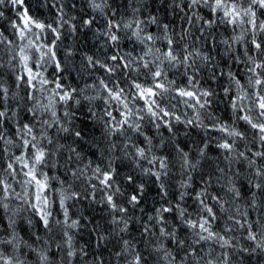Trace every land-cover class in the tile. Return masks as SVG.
<instances>
[{"label":"snow or ice","instance_id":"obj_1","mask_svg":"<svg viewBox=\"0 0 264 264\" xmlns=\"http://www.w3.org/2000/svg\"><path fill=\"white\" fill-rule=\"evenodd\" d=\"M114 2L115 0H113ZM132 2L133 0H127V5L130 6ZM137 2H140V0H137ZM159 2L161 5H165V8L172 5L179 6L177 0H159ZM4 3L5 0H0V4ZM11 3L13 5L22 4L23 0H11ZM87 3L93 11L99 12L101 15H104L105 9H111L109 0H87ZM153 3H156V0H153ZM200 5L209 8L210 12L216 16L215 20L204 21L208 29H212L214 25L217 27L219 25H231L233 31L237 27L242 28L240 35L234 36L231 40L220 41L226 46V55L238 50L234 49L235 44H243V59L241 60V56L233 57L237 64L236 71L229 69L224 72L218 64H214V57L210 51L202 53L195 46L189 48L186 41L190 36V30L183 31L177 39L168 34L169 24H162L157 16L149 15L146 21L135 18V14L141 10L139 8H133L134 18L128 21H125L123 16L119 19L105 16L103 28L97 29L93 33L97 39L103 40L104 47L119 49L122 39L132 40L135 38L140 44L146 46V51L143 56L131 59L126 58V56L131 55L130 53L122 56L118 52L111 57L105 56L104 61L98 58L94 59L95 53L85 57L88 66H99L108 77L107 80H99L100 93L101 95L103 94V108L101 112L95 113V115L97 116V121L105 129L106 135L114 138L113 145L109 147V151H111L112 147L120 145L121 137L131 142L132 137L127 135V133H137L140 137H143L142 143L146 147L138 144L132 145L130 148L129 144L125 143L118 150L129 148L130 151H134L136 157L144 160L151 151L150 147H148L150 137L141 131L145 119H149V122L156 129H160L163 124L170 130L172 121L183 122L187 126L205 128L201 120V111H203L207 119L214 121L212 122V128L221 133L220 138H222L223 142L217 141L216 147L223 150L227 161L243 159L247 161L249 169L255 168V171L248 176L250 191L255 189L261 197H264V163L257 166V161L252 159V156H255L264 161V151L253 153L251 148L248 147L249 143H251L252 147H256L259 144L261 148H264V19H261V17H264V0H213L211 5H209L208 0H188L185 7L194 10ZM60 12L63 13L62 8ZM2 15L3 13L0 12V16ZM18 15L22 21V27L13 24V28L17 30L21 41H27L28 47L18 46V53L12 56V60H18V64L23 70L22 75L16 76L14 83L18 88L23 87L26 96L25 104L33 100L36 102L31 106L21 107V113H31L28 121L23 122V116L13 111L11 105L5 103L8 100L9 89L0 87V198L9 197L14 192L12 184L8 182V177H23L17 183L26 186L28 190H32V203L30 206L33 208L34 213L39 215L43 228L47 229L53 223L51 216L54 215L46 211L49 204L48 191L50 187L52 188L51 181L58 179V177L50 175L49 171H45V169L51 170L48 160L54 154L50 147L52 140L48 129L54 127L59 121L41 120L38 117L41 111L56 117L58 112L53 111V108L57 105L63 108L67 104L71 108L74 104L81 105V101L76 95V89L65 86L61 82L62 77L49 79L45 76L44 69L46 65L53 63L57 72L62 71L61 63L56 60V53L53 51L54 47H58L57 41L61 40V28L67 26L69 34L78 31L79 27H86L91 31L96 18L91 17L90 19L82 20V24L74 25L72 24V21L76 19L74 16L65 19L66 14H61L52 23L46 24L34 20L28 15L27 11ZM116 15L117 11L112 9V16L115 17ZM192 16L196 20L204 19L195 11H193ZM186 19L191 23L192 17H186ZM148 25H155L162 34L153 36L151 33L146 32L145 28ZM33 27L39 29V32H33ZM200 31H203V29L201 28ZM45 32H48L53 37L50 43L47 44L41 42L42 38L47 39L44 36ZM121 32H123V35L120 34ZM209 35H212V33L210 32ZM157 40L166 41L165 50L154 48ZM12 43L3 33H0V46H3L0 47V51L6 48L7 51L11 52V48L6 47V45L8 46ZM147 56H152V59L146 60L145 57ZM137 59L139 62H137ZM109 60L112 63L105 62ZM30 62L32 64L31 67L29 66ZM134 64L135 67H133ZM161 64H163V68ZM181 68L183 71L180 72V75L186 78L185 87H177L174 80L168 79V71L170 69L179 70ZM2 69L3 65L0 64V85L3 84L2 77L4 73ZM141 70L143 71L141 72ZM204 70L208 71L207 78L199 76V73ZM218 70L219 75L227 79L228 83L227 86H223V92L229 98L236 123H222L208 111L210 105L215 102L217 97V93L211 88L209 81L217 79ZM118 71L120 75L116 76L114 80L113 77ZM131 73H135L137 79L142 74L146 79L150 80V83H140L137 82V79H124L126 75ZM116 81H119V83ZM50 85L52 87H49ZM205 85L208 86L205 87ZM90 87L96 86L92 85ZM79 91L82 93L84 89ZM37 93L40 95L38 96ZM171 93H175V95H170ZM14 97L15 94H13ZM37 97L39 99H36ZM177 98H179L180 103L194 110L196 115L193 118L181 121L180 116L176 115L170 108L162 105V100L164 99ZM96 99L97 97L94 96L87 97L89 102H93ZM141 101L143 106H140ZM91 114L93 115L92 112ZM65 115L67 116L68 113H65ZM14 119L16 120V131L10 133L11 122ZM241 121L245 128L251 131V139H249L246 130L242 131L239 129L238 122ZM75 135L79 137L81 132H76ZM238 141L244 142L245 150L240 151L237 149ZM207 147L208 145L205 144L204 148L198 149L200 159L206 157L205 148ZM13 148L19 154L12 152ZM71 150L75 151V149ZM176 151L184 158V164L187 166L190 160L189 153L178 145L176 146ZM6 153L8 154L7 157L5 156ZM144 161L151 166L150 168L155 169V171H149L148 174L160 181L161 191L164 192V196H167L168 193L164 191L166 184L163 178L168 177L170 173L169 157L154 155ZM101 163H105L103 168H101L100 163L93 167L92 161L85 165V170L89 167L93 168V181L95 183H92V188L95 189L99 186L101 190L112 189L116 181L115 173L118 172V169L112 166L110 160L107 162L102 161ZM198 165L199 160L191 163L189 179L182 184V187L186 190L192 187V176L190 173L195 171ZM145 171L148 170L146 169ZM216 171L224 173L225 170L217 167ZM81 174H83V170H81ZM72 175L76 176V172H73ZM236 175H239V173H236ZM128 179L132 185L136 184V178L129 176ZM201 179H204L203 176H201ZM59 182L64 183L61 179ZM216 182H219V177H216ZM211 186L212 180L210 176V179L204 181V186L198 192H195L194 195L189 191L178 194L179 200L192 196L197 205V210L194 213L189 212L179 202H177L175 207H172L171 202L166 201L169 206H162L156 211L154 216L148 217L151 223L143 225V233L141 235L143 236L147 233L152 236L158 232L159 235L166 237L169 243H172L177 233L173 231V228L170 229L168 215L166 214H174L180 221L181 232H188L191 236V242L185 239L176 240V243L180 245V248L177 249V256L183 252L180 264H201V261H203V264H223V259L228 257L227 252L223 253V259L220 257L215 259V261L211 259L205 260L203 256L199 255L200 249L195 247V245L203 247L201 242L213 241L221 249L230 248L233 245L228 233L233 231L234 228L248 231L247 239L255 242V247L250 250L264 248V223L257 222V226L260 229L259 234L252 231L253 225L247 221L249 213L242 211L239 207L236 208V215H228L227 219L232 221V227L227 223L222 230H217L214 227V223L220 219L216 213V208L218 207L222 212L229 211V209L224 207V204L228 202L225 200V196L235 205L237 199H242L243 195L231 180L228 181L224 195L214 194L210 190ZM257 191L251 192L250 203L254 208L257 207ZM119 192V187L116 188L115 192H109L104 202L111 215L110 223L114 226L110 235L116 232L120 234L128 232V224L132 220V216L129 215V209L125 204L131 205L135 209L142 200L140 187H134L133 192L136 194L131 195L123 203L118 202L116 199L119 197ZM15 195L19 197L20 194L15 193ZM58 202L59 208H62L64 206L63 201L59 199ZM55 203L56 201L53 200V204ZM259 208L264 210V201L260 203ZM63 217L62 221L57 219L55 223H63L65 228H72L77 225L75 220L69 223L67 213H63ZM237 217L240 218L238 219ZM9 220L11 223L10 218ZM64 235L70 244L72 236L67 231L64 232ZM107 239L108 237L101 233L97 237V244L103 243ZM2 242L0 240V243ZM117 243L122 245V249L119 251L122 255H133L132 264H147L143 251L137 249L132 240L126 239L121 235ZM161 250L163 258L168 261V264H175L176 257L165 248V245L162 246V249H157V251ZM211 251L214 252L215 249Z\"/></svg>","mask_w":264,"mask_h":264},{"label":"trees","instance_id":"obj_2","mask_svg":"<svg viewBox=\"0 0 264 264\" xmlns=\"http://www.w3.org/2000/svg\"><path fill=\"white\" fill-rule=\"evenodd\" d=\"M109 3L111 4V9H105L104 15L93 11L89 7L87 0H23L22 4L16 5H13L11 0H5L4 4H0V12L3 13V15L0 16V33H3L9 41L13 42L11 45H8V47L15 46L16 48L15 53L7 51L6 48L3 51H0V64L3 65L2 71L4 73L2 77L3 84L0 85V87H7L9 89L8 104L11 105L13 111L18 112L23 116V122L28 121L31 113H21L20 111L21 107L25 104V91L23 90V87H16L14 82L17 75L23 74V70L19 66L18 60H12V56L18 53V46H21L27 42L26 40L21 41L18 37L17 30L13 28V24H17L22 27V21L20 20V16L18 14H21L24 11H27L28 15L34 20H38L46 24L52 23V21L61 14H66L65 19L74 16L76 18L74 21H72V24L74 25L82 24V20L90 19L91 17L96 18L91 31L86 27H79L78 31L69 34L67 31V26L61 28V40L57 41L58 47H54L53 51L56 53V60L61 63L62 71L57 72L53 63H49L44 69V74L49 79L62 77L61 82L65 86L77 90L76 95L78 98L80 89H84L86 94L91 95L92 93L89 92L90 86L95 85L97 87L99 86L100 79H108L104 71L100 69L99 66H88L87 60L85 59L86 56H91L93 53H95L94 59L98 58L101 61H104L105 56L111 57L117 52L122 56L130 53V56H126L127 59L139 58L140 56L144 55L146 46L140 44L135 38L132 40L122 39L120 48L116 49L104 47L103 40L97 39V37L93 34L97 29L103 28L105 24V16L113 19H119L121 16H123L125 21L133 19V8L141 9L135 14V18L146 21L149 15H155L159 18L162 24H169L168 34L174 36L177 39L183 31L190 30V36L186 41V43L189 45V48L195 46V48L199 49L202 53H208L210 51L214 57V64H218L219 67L224 70V72H227L229 69L236 71L237 64L233 57L241 56V60L243 59V44H235L234 49L238 50H234L226 55V46L220 43L222 40H231L234 36L240 35L242 28L237 27L236 30L233 31V27L231 25H219L218 27L214 25L212 29H208L204 21L209 19L215 20L216 16L210 12L209 8L203 5H200L193 10L185 7V5L188 3V0H177V4L179 6L172 5L167 6L166 8L165 5L160 4L159 0H156V3H153V0H140V2L133 0L130 6L127 5V0H115L114 3L113 0H109ZM65 5L67 6L65 7ZM61 8L63 9V13L60 12ZM112 9L117 11V15L115 17L112 16ZM181 9H183V11H181ZM193 11L198 13V15L202 16L204 19L196 20L195 17L192 16ZM186 17H192L191 23L188 22ZM261 19H264V17H261ZM54 26L58 27L59 25ZM201 28L203 31H200ZM145 31L151 33L153 36L162 34L160 29L155 25H148L145 28ZM33 32H39V29H35L33 27ZM210 32L212 35H209ZM120 34L123 35V32ZM44 36L47 37V39L42 38L41 42L45 44L50 43L53 37L48 32H45ZM32 38L34 39V37ZM165 44L166 41L157 40L154 48L165 50ZM145 59L151 60L152 56H147ZM105 62L109 64L112 63L110 60ZM137 62H139L138 59ZM13 66H15L14 69ZM29 66H32L31 62L29 63ZM133 67H135V64ZM142 71L143 70H141V72ZM182 71V68L179 70L170 69L168 71V79L174 80L175 86L177 87L186 86V78L180 75V72ZM119 75L120 72L118 71L113 79L115 80L116 76ZM199 76L202 78H207L208 71H201ZM124 79H137V77L135 73H131L126 75ZM116 82L119 83V81ZM137 82L150 83V80L146 79L141 74L137 79ZM227 83V79L219 75V70L217 71V79L209 81L211 88L216 91L217 97L215 102L210 105L208 111L211 112L214 117L218 118L220 122L231 124L236 123V120L231 110L229 98L226 97L223 92V86H227ZM207 86L208 85H205V87ZM49 87H52V85ZM13 94H17L18 97L22 99H12ZM37 95L39 96L40 94L37 93ZM170 95H175V93H171ZM171 101L172 104L176 106L175 114L181 117V121L184 119H191L196 115L192 108L180 103L179 98L171 99ZM162 105L170 108L165 99L162 100ZM28 106L31 105L29 104ZM140 106H143L142 101L140 102ZM94 107L97 113L101 112L103 108V99L96 100L94 102ZM88 108V101H82L80 107L76 111V123L79 124L80 121L83 120L84 124L88 126L89 130H93L95 131L96 135H99V122L92 119V114L89 112ZM58 115L63 118L62 107L59 105ZM201 116L204 119V124L207 125L206 128L191 125L185 127L183 122L177 123L172 121L171 131L176 133L175 143L172 146V151L169 152L167 148H164L163 150L156 152L157 156L169 157V167L172 168L169 176L163 178L166 184L164 191L168 193L166 197L164 196V192L161 191L160 181L156 180L154 176H151L150 182L142 181L139 175L136 176L137 184L144 183V193H140L142 200L135 209H133L131 205L125 204V206L129 209V215L132 216V220L129 221L128 232L121 235H123L126 239L132 240L136 245V248L139 250L144 248L146 239L151 238V235L147 233H145L143 236L141 235V233H143V225L150 224L151 221L148 220V217L154 216L156 211L162 206H169L166 201H170L172 207H175L177 202H179L181 205L185 206L189 212L194 213L197 210L196 202L192 196L185 197L184 200H179V192L177 191L175 180H179L181 178L180 168L179 165L172 167V161L176 156L177 145L189 153V157L193 162L199 160L197 169L191 173L192 187L187 189V191L194 195L195 192H198L200 188L204 186V181L209 180L211 176L212 186L210 190L214 194L219 193L220 195H224L229 180L233 181L236 188L242 192L243 198L237 199L235 205H233L231 200L225 196V200L228 202L224 204V207L229 209V211L222 212L218 207L216 208V213L220 219L214 223V227H216L217 230H222L226 223L232 227V221L227 219L228 215H236V208L239 207L242 211L249 213L247 216V221L253 225L252 231L259 234L260 229L257 226V222L264 223V210H261L259 205L262 201H264V197H261L259 192L255 189H251L250 191V185L248 182V176L255 171V168L249 169L247 166V161L243 159H233L231 162L227 161L225 159V153L223 150L216 147L217 141L221 137V133L215 131L212 128V121L206 118L203 111H201ZM17 119H19V117H17ZM94 124L97 125L96 128H93ZM11 125L10 133L16 131L15 119L11 122ZM238 127L242 131L246 130L248 132L249 139H251V131L245 128V125L242 121L238 122ZM157 131L165 138L171 135L169 128L165 127L163 124L158 130L151 126L146 128L145 135L153 137L154 143H156L159 139L157 136ZM54 132L55 126L49 130L50 135H53ZM184 133H187L188 135H184ZM142 141L143 137H140L138 143L141 144V146L146 147ZM68 143H70V141ZM205 144L208 145V147L205 148L207 155L204 159H200L198 149L204 148ZM72 146L75 147V145ZM248 147L251 148L253 153L256 151H264V148H261L259 144H257L256 147H252L251 143H249ZM237 149L240 151L245 150L243 141L237 142ZM12 152L19 154L15 148L12 149ZM7 155L8 154L6 153L5 156L7 157ZM82 155L85 156V164H87L89 161H92L93 167H95L96 164L100 163L99 152H96L95 154L88 152ZM65 158H67V153H65ZM252 159L257 161V166L264 163V161L260 160L258 157L252 156ZM141 163L145 168L151 167L145 161H141ZM70 167L75 168V165H71ZM116 167L118 172L124 173L128 171L126 166H122L118 162ZM217 167L223 168L225 170L224 173L217 172ZM45 171H49L50 175L60 176L62 181L68 180V177L64 175L63 169H60L55 173L52 169H45ZM209 173H211V175ZM236 173H239V175H236ZM202 174L204 178L203 180L201 179ZM169 177H172L173 179L170 180ZM216 177H219V182H216ZM7 179L8 182L12 184L14 192L20 193L21 185L17 183V181L22 180L23 177H8ZM145 179L147 180V178ZM92 183H95V181H92ZM58 187L59 182H52V188L54 190ZM134 187V185L124 186L125 198L117 197V201L123 203L126 201L128 196L136 194L133 192ZM28 191L30 193L29 203L31 204L32 190L29 189ZM252 191H257V207L255 209L250 203ZM96 198H99V194H97ZM8 199L13 205L19 206L21 204V201L16 199L15 195L13 194L9 196ZM53 199L56 201L52 207L53 214L57 219L63 220V213L59 208V198L56 196L55 191L53 192ZM89 199H91V197H86L83 202L78 205L82 209V215H77L70 206L71 204L76 203V201L70 202L69 215L73 219H79L80 224L84 225V227L70 230L69 235L73 237L75 247L78 250L83 247L89 252L90 255L85 257V259H91L98 256L102 264H109L110 259L112 260V264H116L115 259L110 256L109 249L111 248L112 252H119L122 249V245L116 247L112 246L114 241L112 239V235H110V232L114 226L110 223L111 215L109 209L104 204L96 203H93V205L89 207ZM166 215H168V224L170 229L176 228L178 230L177 234L180 235L181 239L190 241V234L188 232H181L179 219L176 218L174 214ZM237 218L239 219L240 217ZM33 219L37 223L38 228L42 231L44 228L40 222L39 215L35 213ZM9 225L10 220L5 214L4 209L0 207V234H3V230L9 229ZM17 231L24 241L31 243V241L28 239V224L26 221H18ZM153 231H155V229H153ZM101 233L108 237V239L103 243H100L98 246L97 237ZM37 234L39 235L40 233L38 232ZM158 234L159 233L157 232V235ZM247 235V230L239 228H234L233 231L228 233V237L232 240V245H237V242L239 241V247L232 246L227 249H221L219 245L213 241H209L207 243L201 242L203 247L200 245H195V247L200 249V256L213 261H215V257L217 255L223 259V253L227 252L230 264H235L237 260L239 261V264H264V254L256 255L250 252V249L255 247V242L249 241L247 239ZM34 239L35 236L32 237V240ZM110 241L112 243H109ZM165 248H167V250L170 251L174 257H176L175 264H180L183 252L177 256V248L175 247L174 242L169 243L166 240ZM212 249H215V251L212 252ZM243 249H249V251H243ZM24 251H26V249L22 245L20 252L21 256H23ZM257 251L259 252V250ZM143 254L146 255L147 253L143 252ZM50 255L58 259L59 249L54 247ZM33 256L34 253L28 252L29 260H31ZM157 257L158 259L152 257L149 258L152 261V264H168V261L163 258V252L158 253ZM79 260L80 256L79 252H77L74 264H78ZM121 264H123L122 260Z\"/></svg>","mask_w":264,"mask_h":264},{"label":"clouds","instance_id":"obj_3","mask_svg":"<svg viewBox=\"0 0 264 264\" xmlns=\"http://www.w3.org/2000/svg\"><path fill=\"white\" fill-rule=\"evenodd\" d=\"M208 2L209 5H211L213 3V0H208ZM6 47L8 46L6 45ZM20 47L27 48V42ZM10 48L12 53L16 52L15 46ZM161 67L163 68V64H161ZM89 92H91L92 94L89 95L85 92L79 93L81 103L82 101H88L87 97L91 96L97 97L96 100L102 99L100 86H97L95 88L90 87ZM12 99L22 98L18 97V95L15 94V97H12ZM36 99H39V97H37ZM165 100L167 101L170 109L175 112L176 106L172 104L171 99ZM95 101H88V110L89 112L91 111L93 113L92 119L94 121H97V116L95 115V113L97 112L95 111L94 107ZM35 102V100L28 101V103L24 104L23 106L27 107L29 104L33 105L35 104ZM5 103L7 104L8 100H6ZM79 107L80 104H74L71 106V108H69V106L65 104L62 108L63 118H61L60 115L52 117L50 114H46L42 111L40 112V115L38 117L41 120L59 121V123L55 125L54 134L50 137V139L52 140L50 147L54 154L49 157L48 164L54 173L60 169H63L64 175L68 177V180L64 181V183H60V176L53 175L58 177V179L54 181L59 182V187L55 190L51 187L49 188V204L46 211L50 214L53 213V192L55 191L56 196H58V198L64 203V206L60 208V211L62 213H67L69 223H71L72 220H75L77 221V225L72 228H65L63 223H55L57 218L55 215H52L51 218L53 220V223L49 226V228L43 229L41 231L38 228L37 223L33 219L35 213L29 203L30 193L26 186L21 185V192L19 193V197H17L15 195V192H13V195H15L16 199L21 201V204L19 206L11 204L7 196L0 198V207L4 209L5 214L8 216V218L11 219L9 229L3 230V234H0V240L3 241L2 243H0V264H74L77 252H79L80 256L78 264H102L98 256L91 259H85V257L90 255L89 252L86 251L83 247L78 250L75 247L73 237L70 244L67 242V237L64 235L65 231L69 233L70 230L84 227V225L79 223V219H73L69 215L70 202L76 201V203L71 204L70 206L77 215H82V209L78 205H80L86 197H91V199H89L88 201L89 207H91L93 203L104 204V202L106 201V195L109 192H115L116 188L119 187V197L125 198L124 186L132 185L131 181L128 179L129 176L136 178V176L139 175L142 181L150 182L151 176L148 174V172L155 171L154 168H145L141 161L150 159L154 155L157 156L156 152L163 150L164 148H167L169 152L172 151V146L175 143L176 133L172 132L171 129L169 130L171 135L167 138L159 134V132L157 131V136L159 137V139L156 143H154L153 137L146 135L150 137V143L148 147H150L151 151L144 158V160L136 157L134 151H130L129 148L118 150L125 143H128L130 148L132 147V145H138L140 136L137 133H127V135H130L132 137L131 142L127 141L124 137H121L120 145L117 147H112L111 151H109V147L113 145L114 138L112 136L106 135L105 129L100 123L99 135H96L95 131L89 130L88 126L84 124L83 120H81L79 124L76 123V111ZM53 111L58 112V105L53 108ZM65 113H68V115L66 116ZM201 120L204 123V119L202 118V116ZM150 126L154 127V125L149 122V119H145L143 121V127L141 128V131L145 134L146 128H149ZM96 127L97 125L94 124L93 128ZM185 127H187V125H185ZM206 127L207 125H205V128ZM52 128L53 127L49 128L48 131ZM76 132H81V135L77 137L75 135ZM184 135L188 134L184 133ZM69 141L70 143H68ZM218 141L223 142L222 138H219ZM72 145H75V147H73ZM71 149H75V151H72ZM88 152H92L93 154L99 152V161L101 168L105 166V163H101L102 161L107 162L110 160L114 168L116 167L118 162L120 165L126 166L128 168V171L124 173H115L116 181L112 189L101 190L99 186L94 189L92 188L93 168L89 167L85 170V156L82 155ZM65 153H67V158H65ZM192 162L193 161L190 159L189 164L186 166L184 164V158L178 151H176V156L172 161V167H176L177 165H179L180 168L181 178L179 180H175L176 188L179 193H184L187 191L182 187V184L187 182L189 179V171ZM71 165H75V168L70 167ZM146 169L148 171H145ZM81 170H83V174H81ZM171 171L172 168L169 167V172ZM73 172H76V176L72 175ZM209 174L211 175V173ZM145 178H147V180ZM169 179L171 180L173 178L169 177ZM54 181H51V183ZM134 186L140 187L141 194L144 193V183H142V186L141 183H136ZM97 194H99L98 199L96 198ZM130 196H128L127 199ZM19 220H24L27 222L28 239L31 241V243H29L28 241H24L19 235V232L17 231V224ZM173 231L178 233V230L176 228H173ZM38 232L40 233L39 235L37 234ZM33 236H35L34 240H32ZM120 238L121 234L119 232L112 234V239L114 241V243L112 244L113 247L119 246L117 242L120 240ZM178 239H181V237L177 234L173 238L174 245L177 249L180 248V245L176 243V240ZM166 240V237L159 234L152 235L151 238L146 239L144 248L141 251L147 253L145 255V259L148 261V264H152V261L149 259L150 257L158 259L157 254L161 253L162 250L157 251V249H162V246L165 245ZM9 241H11V243H9ZM189 242H191V240ZM109 243L112 242L110 241ZM22 245L26 249L23 256L20 255ZM54 247L59 249L58 259L50 255ZM233 247H239V241L237 242V245H234ZM257 250H259V252ZM243 251L249 250L243 249ZM28 252L34 253V256L31 260L28 259ZM109 252L110 256L115 259L116 264H121V260L123 261V264H132L133 262L134 258L131 254L122 255L120 252H112L111 248L109 249ZM250 252L256 255H262L264 254V248H255V250H250ZM218 258H220L219 255L215 257V259ZM204 259L208 260L205 257ZM109 264H112L111 259L109 260ZM201 264H203V261H201ZM223 264H230V260L228 257L223 259ZM235 264H239V261L237 260Z\"/></svg>","mask_w":264,"mask_h":264},{"label":"bare ground","instance_id":"obj_4","mask_svg":"<svg viewBox=\"0 0 264 264\" xmlns=\"http://www.w3.org/2000/svg\"><path fill=\"white\" fill-rule=\"evenodd\" d=\"M34 217V216H33Z\"/></svg>","mask_w":264,"mask_h":264}]
</instances>
